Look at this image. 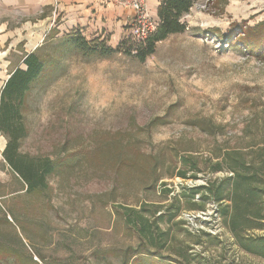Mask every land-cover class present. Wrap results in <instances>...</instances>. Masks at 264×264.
<instances>
[{"label": "rangeland", "instance_id": "obj_1", "mask_svg": "<svg viewBox=\"0 0 264 264\" xmlns=\"http://www.w3.org/2000/svg\"><path fill=\"white\" fill-rule=\"evenodd\" d=\"M19 2L0 0V94L27 53L45 59L18 152L52 171L27 191L0 130V264H264L231 231V173L215 170L229 150L264 147V0H197L186 31L143 61L131 16L105 39L127 40L121 52L87 55L45 19L53 8Z\"/></svg>", "mask_w": 264, "mask_h": 264}, {"label": "trees", "instance_id": "obj_2", "mask_svg": "<svg viewBox=\"0 0 264 264\" xmlns=\"http://www.w3.org/2000/svg\"><path fill=\"white\" fill-rule=\"evenodd\" d=\"M197 0H161L159 2L157 16L159 23L154 32L151 33L143 42L137 57L140 61L145 60L148 55L155 53L157 42L167 39L171 34L182 33L188 27L183 21V16L190 11ZM67 43L87 55L109 56L114 52H121V46L127 40H121L116 47L106 44L105 39L88 40L86 36L79 33L68 35ZM243 39V38H242ZM249 51H253V46L248 45ZM23 67H16L11 76L6 80L0 99V130L8 139V143L3 150V154L15 172L28 184L27 191L35 188H41L44 177L39 176L43 170L50 173L52 168L47 160L44 167H36V164L27 163L18 152L19 142L26 135L25 124L22 123L21 107L27 99V94L33 84L38 81L42 72L46 68L45 59L36 52L27 53L23 59ZM249 158L238 150H229L223 154L221 161H217L216 171L225 167L231 173L226 176L225 181L229 182L230 193L229 201L235 210L230 217L228 225L231 231L236 234L238 244L241 248L259 255L264 258V235L255 236L248 233L249 229L264 230V147L252 150ZM185 164H189L191 158L182 156ZM193 170L200 171L196 162ZM45 170V171H44ZM39 176V177H38ZM185 177V173L182 174ZM201 188L211 190L210 184L193 188V191H199ZM225 198L223 191L219 190L216 196V204ZM230 206L227 205V208ZM219 209V208H218ZM216 210V213L219 210ZM205 211V210H202ZM227 209L224 210L226 215ZM245 217V219L243 218ZM246 222V234L238 229L241 222ZM143 231L144 228H141Z\"/></svg>", "mask_w": 264, "mask_h": 264}, {"label": "crops", "instance_id": "obj_3", "mask_svg": "<svg viewBox=\"0 0 264 264\" xmlns=\"http://www.w3.org/2000/svg\"><path fill=\"white\" fill-rule=\"evenodd\" d=\"M160 1L157 0L156 2L154 11L156 18L158 17L157 11ZM17 4L20 7L26 4L50 6L53 8V12L51 16H46L45 19L53 21L58 19L56 21L58 22V36L79 33L92 40H107L109 35L113 39L114 37L120 38L122 30L133 12L131 9H125L111 0H20ZM118 44L119 42L114 46L111 45V47L114 48Z\"/></svg>", "mask_w": 264, "mask_h": 264}, {"label": "built area", "instance_id": "obj_4", "mask_svg": "<svg viewBox=\"0 0 264 264\" xmlns=\"http://www.w3.org/2000/svg\"><path fill=\"white\" fill-rule=\"evenodd\" d=\"M112 2L124 7L125 9H131L132 16L131 20V34H133L134 42H143L152 32H154L159 23V19L153 18L148 9V0H111ZM206 212L200 211L198 216L205 215ZM189 221H192L190 214L185 215ZM187 220V221H188Z\"/></svg>", "mask_w": 264, "mask_h": 264}]
</instances>
